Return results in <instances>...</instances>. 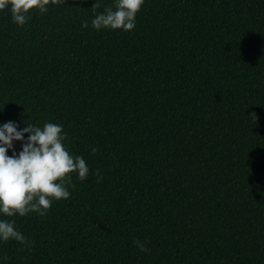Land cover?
Here are the masks:
<instances>
[{
    "label": "trees",
    "instance_id": "obj_1",
    "mask_svg": "<svg viewBox=\"0 0 264 264\" xmlns=\"http://www.w3.org/2000/svg\"><path fill=\"white\" fill-rule=\"evenodd\" d=\"M65 3L23 27L0 12V123L62 124L104 178L72 174L46 216L8 218L33 244L0 256L264 264V0H146L129 32L92 29L95 0Z\"/></svg>",
    "mask_w": 264,
    "mask_h": 264
},
{
    "label": "clouds",
    "instance_id": "obj_2",
    "mask_svg": "<svg viewBox=\"0 0 264 264\" xmlns=\"http://www.w3.org/2000/svg\"><path fill=\"white\" fill-rule=\"evenodd\" d=\"M145 3L146 0H114L112 7L95 12L100 7L95 0L91 28L97 32H129L135 29L137 15ZM65 4V0H0V12L7 10L12 22L23 27L33 13L47 14L50 7ZM81 27L88 28L89 22L82 21ZM67 139L68 133L59 123L45 122L42 127L27 123L23 128L13 120L0 123V244L16 241L30 249L33 241L15 226L14 219L8 218L30 213L46 216L55 201L69 199V189L74 187L72 174L80 181L87 180L90 174L97 183L103 180L99 169L90 172L82 156L70 153ZM16 141L21 142L18 153ZM98 151L91 147L92 154ZM133 242L140 252H150L147 239ZM7 260V256H0V264H7Z\"/></svg>",
    "mask_w": 264,
    "mask_h": 264
}]
</instances>
